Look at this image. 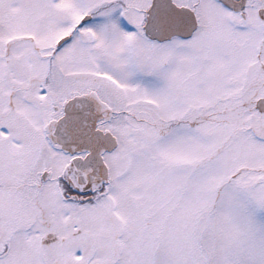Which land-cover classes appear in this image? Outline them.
Instances as JSON below:
<instances>
[{
	"label": "snow or ice",
	"instance_id": "snow-or-ice-1",
	"mask_svg": "<svg viewBox=\"0 0 264 264\" xmlns=\"http://www.w3.org/2000/svg\"><path fill=\"white\" fill-rule=\"evenodd\" d=\"M0 264H264V0H0Z\"/></svg>",
	"mask_w": 264,
	"mask_h": 264
}]
</instances>
